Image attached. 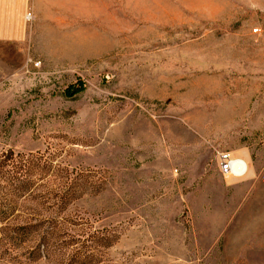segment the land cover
<instances>
[{
    "label": "rangeland",
    "instance_id": "1",
    "mask_svg": "<svg viewBox=\"0 0 264 264\" xmlns=\"http://www.w3.org/2000/svg\"><path fill=\"white\" fill-rule=\"evenodd\" d=\"M0 1L1 215L58 226L0 264H264V0Z\"/></svg>",
    "mask_w": 264,
    "mask_h": 264
},
{
    "label": "trees",
    "instance_id": "2",
    "mask_svg": "<svg viewBox=\"0 0 264 264\" xmlns=\"http://www.w3.org/2000/svg\"><path fill=\"white\" fill-rule=\"evenodd\" d=\"M34 160L36 159L30 158V156L27 158L24 156L17 158L14 156V152L9 150L3 159L0 158V181L5 182L8 186H12L15 192L21 195L25 194L33 184L31 183L32 169L36 170V168H40L42 170L40 163ZM59 195V199L54 204L55 213L57 214L63 212L69 202L78 199L81 194L77 190L62 187L59 190ZM2 212L3 210L0 209V233L8 231L10 234H13L12 236L10 235V238L16 246L26 242L37 241L36 247L31 252L34 254L39 253L38 257L50 250V239L58 226H48L43 229L39 224L31 221L11 223V221H5L6 218L1 215ZM57 216L53 217V220Z\"/></svg>",
    "mask_w": 264,
    "mask_h": 264
},
{
    "label": "built area",
    "instance_id": "3",
    "mask_svg": "<svg viewBox=\"0 0 264 264\" xmlns=\"http://www.w3.org/2000/svg\"><path fill=\"white\" fill-rule=\"evenodd\" d=\"M31 12L26 15V20H33ZM218 163L221 174L224 177L242 179L249 171L248 162L242 157H236L226 150L218 151Z\"/></svg>",
    "mask_w": 264,
    "mask_h": 264
},
{
    "label": "crops",
    "instance_id": "4",
    "mask_svg": "<svg viewBox=\"0 0 264 264\" xmlns=\"http://www.w3.org/2000/svg\"><path fill=\"white\" fill-rule=\"evenodd\" d=\"M5 1H3L4 3ZM5 5L2 4V2L0 1V13H6L5 11ZM11 31L6 30L5 28H0V34L6 33V34H13L10 33Z\"/></svg>",
    "mask_w": 264,
    "mask_h": 264
}]
</instances>
